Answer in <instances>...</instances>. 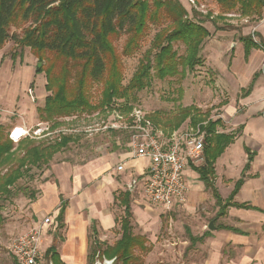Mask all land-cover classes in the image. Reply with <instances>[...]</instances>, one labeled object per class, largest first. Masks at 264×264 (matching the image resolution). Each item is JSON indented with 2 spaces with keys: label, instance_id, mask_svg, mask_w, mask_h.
Instances as JSON below:
<instances>
[{
  "label": "trees",
  "instance_id": "trees-1",
  "mask_svg": "<svg viewBox=\"0 0 264 264\" xmlns=\"http://www.w3.org/2000/svg\"><path fill=\"white\" fill-rule=\"evenodd\" d=\"M214 1L220 14L237 13L240 18L260 20L264 13V0ZM188 15L189 12L177 0H0V50L10 40V28L29 24L21 37L12 36L11 39L16 47L28 48L41 64L35 73L44 74L45 91L50 95L37 110L38 118L54 129L59 125L56 120L89 117L110 108L114 100L122 99L125 104L122 110L129 112L134 106L128 102L135 101L136 93L146 88L152 70L163 80L175 76L179 66L189 71L200 66L203 45L210 33L204 27V20L198 16L195 18L194 14L191 16L195 20H190ZM161 16L169 21L168 26L154 36L132 78L123 86L122 66L112 44L113 38L126 33L121 55L131 56L139 49L148 24L157 22ZM240 41L246 54L251 48L264 51V42L260 38L257 43L250 36L242 37ZM175 43L185 47V56L181 60L173 50ZM95 84L101 87V91L98 102L92 104L90 92ZM177 113L167 122L168 125L161 124L157 115L149 118L168 132L179 129L187 121L192 126L207 123L206 127H201L207 136L203 149L204 165L198 171L201 180L211 188L209 179L214 173L215 160L231 138L215 134L220 121H208L205 114H199L192 106ZM110 135L112 143H116L119 133L111 132ZM78 140L80 138L74 135L62 136L59 140L25 138L15 145L0 126V200L11 199L14 187L21 179L34 169H47L54 155ZM96 145L89 144L92 151ZM35 197L31 196V202ZM114 201L123 209V216L115 219L120 237L113 245L106 246L98 241L92 228L95 248L88 253L87 264H93L97 257L99 260H113V264H142L135 252H147V242L143 236L132 233L130 194L120 193L114 196ZM62 216L63 208L57 217L58 222L62 221ZM3 222L0 206V225ZM190 240L196 242L193 238ZM45 259L51 264H64L54 246L46 250Z\"/></svg>",
  "mask_w": 264,
  "mask_h": 264
},
{
  "label": "crops",
  "instance_id": "crops-1",
  "mask_svg": "<svg viewBox=\"0 0 264 264\" xmlns=\"http://www.w3.org/2000/svg\"><path fill=\"white\" fill-rule=\"evenodd\" d=\"M208 31L210 36L204 42L202 55L215 73L220 104L219 118L208 121H220L214 133L228 136L231 141L215 160L209 179L211 188L201 180L198 171L204 162L185 168L188 201L169 213L176 210L192 213L206 203L212 204L214 231L201 230V224L193 232L188 226L187 240H196L191 245L204 240L215 243L218 256L212 252L210 257L218 259V264H264V51L251 48L246 54L240 41L250 36L256 43L259 38L264 42V19L254 26L242 25L240 32ZM16 127L28 128L25 120L15 121L11 129ZM124 141H106L110 143L108 149L102 152L94 149L82 164L53 159L36 188L37 198L27 210H23L25 205L12 206L18 213L14 219L10 213L9 221L13 219L18 226L24 223L14 238L25 234L39 220L50 218L43 235L44 253L54 246L62 263L87 264L92 228L99 242L117 228L118 214L114 209L119 203L114 196L127 192L126 185L132 178L138 177L140 184L133 194L128 193L134 204L147 209L141 185L147 162L129 159ZM120 162L125 170L116 173L115 166ZM134 204L131 203L132 216L137 208ZM61 208L62 221L58 222ZM196 229L200 232H195Z\"/></svg>",
  "mask_w": 264,
  "mask_h": 264
},
{
  "label": "rangeland",
  "instance_id": "rangeland-1",
  "mask_svg": "<svg viewBox=\"0 0 264 264\" xmlns=\"http://www.w3.org/2000/svg\"><path fill=\"white\" fill-rule=\"evenodd\" d=\"M177 1L189 12L190 17H188L189 15L187 17L190 20H195L198 16L199 19H202V21L204 20V27L210 31H229L236 29L240 32L242 25L254 26L264 19V13L260 20L240 18L237 13L230 14L233 16H229V14H220L219 6L214 0H192L193 4L189 0ZM192 14L195 15V18H192ZM161 15H163V13ZM245 20L247 23H245ZM168 24L169 21L165 19L164 16H161L157 22L148 24L146 35L139 49L131 56L121 55L127 39V34L122 32L113 38L112 44L116 53L119 55L122 66L123 86H126L132 78L140 59L150 47L154 36L160 30L166 28ZM205 24L207 26H205ZM28 26L29 24L27 23L22 26L19 25L18 27L10 28L8 32L10 40H8L5 46L0 50V126L3 127L5 134L10 133L13 129H11V127L15 121L25 120L28 129L32 131L38 129L45 130L47 124L49 125V129L51 128V124L39 121L37 113V110L43 107L44 99L50 95L45 91L46 80L44 74L35 73L36 67H40L41 64H39L28 48L16 47L11 39L12 36L21 37L23 30ZM173 50L176 52L179 60L185 56V47L183 44L175 43L173 45ZM201 60L200 66H196L194 70H182V67L179 66L178 73L175 76L166 77L163 80L156 76L155 70H152L146 88L136 93V100L130 101L128 104L144 110L149 116L153 117L157 115V119L161 124H167L173 116L178 114L177 112L180 109L191 106L199 112V114H205L204 116L208 120L214 121L218 119L220 114L218 107L220 104H217L219 100V90L215 83V73L205 63L204 55L201 56ZM100 91L101 87L99 85L95 84L92 86L90 92L92 104L98 102ZM123 102L122 99L114 100L110 108L104 109L99 113L96 112L97 114L91 115L92 117L89 116V121L94 120L93 116L95 120L100 119L107 121L112 109H125V104ZM56 123L59 124V128H64V125L67 127H76L85 124L81 118H63L58 122L56 120ZM184 126L182 128H184ZM51 130L52 129H50V131ZM161 130L165 134H169L179 129L172 132L164 131V129ZM182 131L183 129H180V132ZM56 135L57 134H54L53 136ZM78 137L80 140L74 144L71 143L68 145L67 148L54 155L52 160L82 164L87 161V158L93 152L89 144L94 147V143L98 145V143L112 141L110 133H102L90 139H86L80 135H78ZM116 139L121 141L125 140L124 143L127 141L124 135H119ZM45 171L46 168H41L40 170L34 169L21 179L14 187L13 197L7 200H0L2 214L4 210H6L4 207H7V203L14 208H17V206L24 207L25 205L23 210L26 211L29 207L28 205L33 202H31V196L36 195L38 192L36 188L39 183H41ZM35 198H37V196ZM135 198L139 200V197ZM131 203L134 204V198H131ZM145 204L147 209L144 208V205L137 206L134 204L138 209L136 208L133 210L134 216L131 220L132 233L135 236H143L147 242V252H135V256H139L142 264L219 263L218 259H211L210 257L212 252L217 255L215 251L217 245L215 243H207V241L204 240L202 243L191 245V242L187 240L188 237L185 230L190 226L194 232V227L202 224L200 229L209 231L207 225L213 222L212 220L215 214V208L212 204L206 203L205 207H198L192 213L176 210L166 215L163 214V209L148 203ZM115 206L116 208L114 210L118 214L116 216L118 220L123 216V209L119 204H115ZM116 209H118L121 214L118 213ZM13 211L12 209L10 213L11 216L13 215L14 219L18 211ZM5 216L6 217L3 216L4 222L0 225V264H17L8 252L7 247L11 240L14 239L16 233L22 229L21 227H23L24 223L20 222L21 226L17 224L14 225L13 219L9 221L10 219L8 217H10V215L7 212H5ZM198 229H196L195 232H197ZM52 236L51 234L50 237ZM119 237L120 229L119 225H117V228L110 235L103 237L100 243L111 246ZM89 238L88 253L95 248L91 234ZM225 248L226 247L222 248L223 252H225ZM103 261L104 259L99 260L97 257L94 258L93 264L97 262L102 264Z\"/></svg>",
  "mask_w": 264,
  "mask_h": 264
},
{
  "label": "built area",
  "instance_id": "built-area-1",
  "mask_svg": "<svg viewBox=\"0 0 264 264\" xmlns=\"http://www.w3.org/2000/svg\"><path fill=\"white\" fill-rule=\"evenodd\" d=\"M189 1L193 4L192 0ZM245 23H247L246 20ZM68 118L80 119L79 117ZM93 118L94 120L89 121V117H81L85 122L81 126L67 127L64 125V128L58 126L54 129L51 127V131L48 124L45 130L32 131L28 128H21L22 133L17 138L15 132L18 127H16L10 131L8 138L13 144H17L25 138L35 141L59 140L62 136L80 135L90 139L102 133H119L127 139L125 145L128 158L147 162L141 183L142 193L147 203L163 209L166 213L171 212L177 205L182 206L187 203L188 189L183 172L189 164L200 165L204 162L203 149L207 134L201 127H206V122L196 126L187 123L183 125L184 128L182 126L177 131L165 134L153 124L149 119V114L138 107H133L129 112L112 109L107 121L95 120L94 116ZM180 129L183 131L180 132ZM54 134L57 135L53 136ZM109 147L110 143L103 142L94 149L96 152H102ZM114 170L116 173L124 172V163L117 164ZM139 184L138 177L132 178L126 185L127 192L133 194ZM5 209L3 215L5 212L10 214L13 207L7 206ZM50 222V218L41 219L34 223L25 234L11 240L7 250L17 264H51L46 261L42 250L43 235ZM102 264H113V260H104Z\"/></svg>",
  "mask_w": 264,
  "mask_h": 264
},
{
  "label": "water",
  "instance_id": "water-1",
  "mask_svg": "<svg viewBox=\"0 0 264 264\" xmlns=\"http://www.w3.org/2000/svg\"><path fill=\"white\" fill-rule=\"evenodd\" d=\"M207 229H208L209 231H214V225H213V222H210V223H209Z\"/></svg>",
  "mask_w": 264,
  "mask_h": 264
},
{
  "label": "bare ground",
  "instance_id": "bare-ground-1",
  "mask_svg": "<svg viewBox=\"0 0 264 264\" xmlns=\"http://www.w3.org/2000/svg\"><path fill=\"white\" fill-rule=\"evenodd\" d=\"M22 133L21 128H18L17 131L15 132L16 138L19 137V135Z\"/></svg>",
  "mask_w": 264,
  "mask_h": 264
}]
</instances>
